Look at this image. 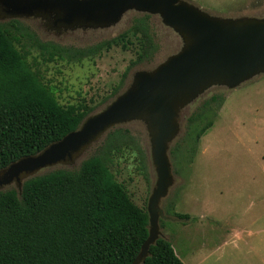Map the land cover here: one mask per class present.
<instances>
[{
    "label": "trees",
    "instance_id": "trees-1",
    "mask_svg": "<svg viewBox=\"0 0 264 264\" xmlns=\"http://www.w3.org/2000/svg\"><path fill=\"white\" fill-rule=\"evenodd\" d=\"M151 17L140 14L119 36L85 48L41 41L22 19L0 21V171L76 131L94 112L85 100L62 104L44 67L82 63L114 47L134 50L108 103L121 93L130 71L155 56ZM224 101L213 97L187 118L183 137L170 150L177 173L213 127V105L220 108ZM133 154L145 171L139 142L129 129L116 127L78 167L50 170L26 180L22 189L0 191V264H133L149 237V216L115 171ZM166 213L189 219L172 206ZM143 264L184 263L172 243L160 238Z\"/></svg>",
    "mask_w": 264,
    "mask_h": 264
},
{
    "label": "rangeland",
    "instance_id": "rangeland-1",
    "mask_svg": "<svg viewBox=\"0 0 264 264\" xmlns=\"http://www.w3.org/2000/svg\"><path fill=\"white\" fill-rule=\"evenodd\" d=\"M184 1L221 18L264 17V0ZM139 17V13L131 11L110 29H78L62 34L48 31L41 19L30 18L22 23L36 32L41 41L85 48L114 39ZM150 24L157 52L151 62L130 71L121 92L135 71L154 68L183 46L181 38L164 26L160 17L152 16ZM134 59V50L114 47L92 60L52 63L44 69L46 78L58 87L57 97L62 104L85 100L94 108V114L113 100L105 103ZM213 97L225 101L220 108L219 104L213 105L217 107L214 125L201 139L193 159L183 161L178 173L172 162L175 185L161 203L165 215L171 219L160 222L162 238L172 243L184 264H264V75L234 90L214 87L207 91L183 110L181 133L176 141L183 137L187 118ZM122 127L131 131L143 149L145 171L133 154L121 160L120 167L115 169L117 180L127 186L138 206L147 208L157 181L149 136L141 122ZM96 146L88 149L75 164L47 169L39 175L78 167L94 154ZM169 206L189 219L167 215Z\"/></svg>",
    "mask_w": 264,
    "mask_h": 264
},
{
    "label": "water",
    "instance_id": "water-1",
    "mask_svg": "<svg viewBox=\"0 0 264 264\" xmlns=\"http://www.w3.org/2000/svg\"><path fill=\"white\" fill-rule=\"evenodd\" d=\"M160 17L182 40L179 52L150 70L134 72L127 88L103 110L37 155L0 171V191L57 166H71L116 127L145 125L157 181L148 200L149 237L133 264H143L162 238L161 207L175 185L170 150L181 114L214 87L234 90L264 75V17L221 18L184 0H0V20L41 19L48 31L109 29L129 12Z\"/></svg>",
    "mask_w": 264,
    "mask_h": 264
},
{
    "label": "crops",
    "instance_id": "crops-1",
    "mask_svg": "<svg viewBox=\"0 0 264 264\" xmlns=\"http://www.w3.org/2000/svg\"><path fill=\"white\" fill-rule=\"evenodd\" d=\"M248 232H250L251 234H253L251 231H248Z\"/></svg>",
    "mask_w": 264,
    "mask_h": 264
},
{
    "label": "flooded vegetation",
    "instance_id": "flooded-vegetation-1",
    "mask_svg": "<svg viewBox=\"0 0 264 264\" xmlns=\"http://www.w3.org/2000/svg\"><path fill=\"white\" fill-rule=\"evenodd\" d=\"M22 20H24V19H22ZM110 29V28H109ZM68 32V31H67ZM62 34V33H61Z\"/></svg>",
    "mask_w": 264,
    "mask_h": 264
}]
</instances>
